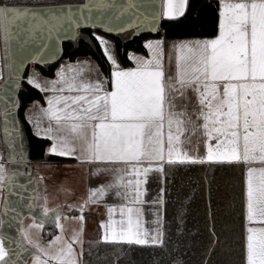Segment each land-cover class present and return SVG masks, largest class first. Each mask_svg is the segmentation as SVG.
<instances>
[{
  "label": "snow or ice",
  "instance_id": "6c2138e0",
  "mask_svg": "<svg viewBox=\"0 0 264 264\" xmlns=\"http://www.w3.org/2000/svg\"><path fill=\"white\" fill-rule=\"evenodd\" d=\"M187 6L188 0H163L162 9L147 16L140 11L139 0H127L111 19L120 20L125 15L134 19L112 26L111 21L97 23L105 9L114 7L107 0H88L75 9L21 6L0 0V40L6 46L13 41L21 46L35 44L38 51L30 62L43 65L54 62L61 53L59 44L65 37L60 33L67 31L65 24L72 29V38L81 22L102 27L108 33L129 29L138 32L141 28L155 32L161 18L183 16ZM94 9L101 14L95 21ZM21 33L25 34L22 41ZM93 36L109 65L108 78L100 76L98 65L78 59L60 63L52 79L42 78L33 70L24 81L41 94L45 105L33 101L24 118L35 136L51 142L46 153L67 157L77 155L79 150L77 159L81 162L108 166L98 168L95 174H113L112 180L89 190L79 205L81 215L71 218L82 222L87 204L99 202L114 189L126 203L119 208V220L113 219L116 208H108V220L100 225L101 241L162 246V229L149 231L142 226L140 205L146 202L144 185L149 174H162L165 163H242L247 166L246 264H264V226H249L254 222L264 225V0H218L214 37L171 44L170 63L175 52L172 75L165 73L162 38L144 42L147 57L127 53L133 66L124 68L114 45L95 33ZM13 75L12 88L16 90L22 87L19 67ZM12 107L19 108L15 100ZM9 114L4 112L5 125ZM189 126L192 135L199 132L203 136L206 156L197 158L181 147ZM4 132L9 148L7 162L16 163L17 155L22 162L23 153L13 147L22 140L18 121L13 118V127L10 130L6 126ZM3 159L0 156V161ZM13 181L14 176H6L0 162V188L10 191ZM162 193L163 189L152 203L162 204ZM9 211L15 209H9L5 198L3 215ZM42 214L54 220L60 234L42 244L31 239L24 228H18L22 240L15 243L20 251L6 247V238L0 237V264H20L21 252L27 251L25 243L35 249L30 253L33 264H82V252L77 251L78 245L82 248V229L66 239L63 214L49 209L46 202ZM17 218L22 222L19 213ZM43 226L42 220L29 227Z\"/></svg>",
  "mask_w": 264,
  "mask_h": 264
},
{
  "label": "trees",
  "instance_id": "16d2710c",
  "mask_svg": "<svg viewBox=\"0 0 264 264\" xmlns=\"http://www.w3.org/2000/svg\"><path fill=\"white\" fill-rule=\"evenodd\" d=\"M9 2L21 6H50L81 3L82 0ZM217 21L216 2L188 0L185 14L176 21L161 22L156 34L130 38L127 35H104L98 29H83L75 42L62 45V58L58 63L34 68L43 78L52 79L60 62L89 58L99 66L103 77L108 78L109 65L93 36L95 33L112 40L122 67L131 65L126 58L127 53L147 54L143 48L145 39L162 37L165 41V64L169 73L170 69L174 70L175 65V52L171 53V63L168 59L171 44L179 38L213 36L217 30ZM24 81L18 95V119L23 148L29 162H68L69 159L46 153L49 141L35 136L25 121V111L32 102H44L41 94ZM244 196L242 164H167L164 167L163 245L138 246L88 240L82 244V264H245ZM67 214L72 215L73 211ZM42 233L47 239L52 238L56 233L54 220L43 226Z\"/></svg>",
  "mask_w": 264,
  "mask_h": 264
},
{
  "label": "crops",
  "instance_id": "0c3cea01",
  "mask_svg": "<svg viewBox=\"0 0 264 264\" xmlns=\"http://www.w3.org/2000/svg\"><path fill=\"white\" fill-rule=\"evenodd\" d=\"M209 1L216 2L218 6V0H209ZM162 4H163V1H162ZM181 17L182 16L177 17L175 19H171V20L161 18L160 23L176 21L180 19ZM217 30H218V21H217ZM217 30H216V33L211 37L179 38L175 42L194 41L198 39L212 38L217 34ZM98 36L104 37L105 39L109 40L113 44L110 38L104 35H98ZM161 38L162 37H149L145 39V41L153 40V39H161ZM137 55H141V54H137ZM141 56L147 57V54L141 55ZM79 60L81 61L88 60V61H91L93 65H96V63L89 58H79ZM132 66L133 65L131 63L129 67H132ZM164 67H165L166 75L174 74L175 69L173 71H171L170 69L169 73H167L168 70L165 64V59H164ZM124 68H127V67H124ZM33 70L38 72L34 67L31 69H28L25 80L27 79L28 74ZM1 74L2 72H1V60H0V79H1ZM99 74L101 77H103L100 70H99ZM92 78L95 79V75H93ZM108 88L110 90V87ZM40 105L45 106L44 103L43 104L40 103ZM189 111H191V106L189 107ZM166 131L167 129H165V133ZM32 132H33V129H32ZM182 140L184 142L181 145V147L185 151H187L190 155L195 156L197 158L206 156V153H207L206 142L203 136L199 132H197L195 135L191 134V126H189V132H186L184 136H182ZM50 143L51 142L49 141V146H50ZM210 143H213L214 145V141ZM49 146L47 147V149L49 148ZM50 155H54V154H50ZM78 155H79V150L77 151V155H73V156L65 157V156L55 155V156H59L65 159H69L68 162H64L60 164H38V163L31 164L30 163L32 176L35 177L36 185H38L37 186V201H38L37 206H39L38 208L41 210V212L46 202V206L49 209H55L56 211H61L62 209L64 212H66V216H68L69 218L78 217L79 215H81V212L79 211V205L83 203V201L87 198L89 190L91 188L98 187L99 185L107 183L110 180H112L113 174L111 173L105 172L100 175L95 174L98 168H103V167H108V166L95 164V163L89 164V163L81 162V160L77 159ZM207 163H211V162L195 163V164H207ZM175 164H180V163H175ZM236 164H242V163H236ZM165 165H167V163L164 164V167ZM242 165L244 167V195H245V192H246L245 181H246L247 166L244 164ZM253 166L259 167L260 165L255 164ZM144 188H146V193L143 199L146 202L143 205H140V207L143 210L142 211V226L149 231L157 229V228L162 229L163 203L154 204L152 203V201L155 200L158 196H161V189H164V168H163L162 174L157 173L155 171L151 172L148 177V182L146 185H144ZM162 200H163V193H162ZM125 203L126 202L121 197H117L115 195V190L113 189L99 202L87 204V206L84 208L83 213H82L84 217L82 221L83 223L82 233L85 235V239L83 240V242L88 241V240H101V237L103 235V229L100 227V225L102 222L106 223L108 220V208L109 207L116 208V211L113 213V219L119 220L120 219L119 208L121 205ZM245 210H246V195L244 196V220H245ZM70 211H73L72 215L67 214ZM49 214H52V213L50 212ZM157 220H159V223L156 222ZM249 226L260 227L264 225H261L259 222H254L252 225H249ZM56 233H57V229H56ZM244 233H245V264H246V221L244 224Z\"/></svg>",
  "mask_w": 264,
  "mask_h": 264
},
{
  "label": "water",
  "instance_id": "95a60500",
  "mask_svg": "<svg viewBox=\"0 0 264 264\" xmlns=\"http://www.w3.org/2000/svg\"><path fill=\"white\" fill-rule=\"evenodd\" d=\"M163 0H139L142 4L140 11L145 15L151 16L152 13L158 12L162 9ZM88 0H82L81 3H69V4H55L50 6H60L67 7L72 6L74 9L78 6L86 4ZM108 3L114 5L112 8L105 9L101 16V20L97 23H109L111 21L112 26H117L125 22H130L134 17L125 15L121 17L120 20L111 19L115 16L117 10L125 6L127 0H107ZM33 7H42V6H33ZM85 17L88 16L87 10L84 12ZM101 15L95 9L92 12V18L95 21L96 17ZM78 19V17H75ZM161 19L157 23V29L155 32L151 31L149 28H141L138 32L136 29H129L128 31L122 33H108L102 27H91L87 22H81L79 27L75 28V37L72 38V29L68 24L64 25V28L67 31H62L61 36L65 37L60 41L59 47L61 53L58 55V58L54 62H48L43 65H50L58 63L62 58V45L67 42H75L79 38V32L83 29H98L104 35H127L130 38L140 36V35H150L158 32ZM25 38V34L21 33L20 40L22 41ZM54 43V41H53ZM7 49V50H6ZM38 47L35 44H29L21 46L16 41L10 43V45H5L2 40H0V60H1V79H0V141L6 149L5 161L8 165V174L7 176H14V181L11 186V190L7 187L3 188L4 198L1 204L0 209V237L6 238L4 240L6 247H11L13 250L20 251L16 248L15 241L22 240L18 228H20L22 222H18L17 213L20 214L22 221L26 217H30L37 222L43 220L44 225H46L51 219L43 217L41 210L36 205L37 202V188L35 178L32 176L30 162L27 158L25 150L23 148L22 140L19 144L14 143L13 147L17 153H23V161H20L19 155L16 156V163H8L7 156L9 154V148L5 142V132L4 129L7 126L10 130L13 127V118L18 121L20 130L21 126L18 119V111L20 108L19 104V89L14 90L12 84L15 81L14 72L16 68L19 67V72L21 76L20 83L25 80L27 71L31 66H43L40 64L32 63L31 58L36 55ZM15 100V103L19 105V108H13L12 104ZM8 111V124L5 125V115L4 112ZM22 135V134H21ZM5 198L8 200L9 209H15V211H9L7 216L3 215V207ZM52 214H49L51 216ZM24 248L27 251L21 252L20 264H26L29 258L31 257L30 253H33L30 249ZM15 259L16 257H12Z\"/></svg>",
  "mask_w": 264,
  "mask_h": 264
},
{
  "label": "rangeland",
  "instance_id": "374dc122",
  "mask_svg": "<svg viewBox=\"0 0 264 264\" xmlns=\"http://www.w3.org/2000/svg\"><path fill=\"white\" fill-rule=\"evenodd\" d=\"M158 31H159V29H158ZM33 67L34 66H31L29 69H31ZM5 155H6V152H5L4 146L1 144V141H0V156L4 157L3 161H0V162L4 163L5 174L7 175L8 172H9L8 171L9 169H8V165H7L6 161H5ZM39 184H40V182H39ZM37 186L38 185H36V188H37ZM3 198H4V190H3V188H0V209H1V204H2ZM36 205H38V201L36 202ZM58 212L63 214V216L61 218V224L63 225V236L66 239H70L72 237L74 231H79V230L82 229L83 223L81 221H79L78 219L69 218L68 216H66V212H64L62 209H61V211H58ZM64 217H68V218H64ZM34 221L35 220L32 219V218L26 217L22 221L20 228H24L27 231V233L29 234V236L31 237V239H33L34 241H39L42 244L47 243L48 241H50L52 238L51 239H47L43 235L41 228H35V227L30 228L29 227L30 225L33 224ZM35 223L39 224L40 222L35 221ZM58 234H60V230L57 229V233H55L54 235H58ZM84 239H85V235L82 233V241ZM24 245H25L26 248H28L31 251L35 252V249L31 245H29L27 243H25ZM77 251H81L82 252L81 246H79V245L77 246ZM26 264H33L32 257L29 258V260L27 261Z\"/></svg>",
  "mask_w": 264,
  "mask_h": 264
}]
</instances>
